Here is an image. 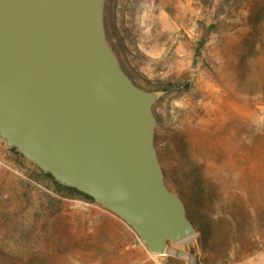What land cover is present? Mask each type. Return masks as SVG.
Instances as JSON below:
<instances>
[{
	"label": "rangeland",
	"instance_id": "1",
	"mask_svg": "<svg viewBox=\"0 0 264 264\" xmlns=\"http://www.w3.org/2000/svg\"><path fill=\"white\" fill-rule=\"evenodd\" d=\"M104 19L123 70L157 95L165 184L193 225L196 190L208 196L217 253L202 252L194 225L181 257L149 254L124 222L0 141V264H264V0H104Z\"/></svg>",
	"mask_w": 264,
	"mask_h": 264
},
{
	"label": "water",
	"instance_id": "2",
	"mask_svg": "<svg viewBox=\"0 0 264 264\" xmlns=\"http://www.w3.org/2000/svg\"><path fill=\"white\" fill-rule=\"evenodd\" d=\"M155 92L107 41L104 0H0V141L124 222L149 254L196 228L164 180Z\"/></svg>",
	"mask_w": 264,
	"mask_h": 264
},
{
	"label": "trees",
	"instance_id": "3",
	"mask_svg": "<svg viewBox=\"0 0 264 264\" xmlns=\"http://www.w3.org/2000/svg\"><path fill=\"white\" fill-rule=\"evenodd\" d=\"M260 17H258L259 19ZM261 20V19H259ZM242 63H245V58H242L241 60V64ZM263 87L260 91H257V93H260V94H264V81L262 83ZM11 152L16 153L15 150L11 149ZM48 178L52 179L49 175H46ZM165 178V176H164ZM56 186L62 188V189H65V190H69L71 195L73 196H82L84 197L86 200L90 201V202H93L94 201L88 197V196H85L83 195L82 193L78 192L77 190L73 189V188H67V187H61L59 184L55 183ZM201 187H199L197 190H196V201L197 203L199 204V212L196 216V218L194 217V225H196V227L198 228V231L200 232V245H201V250L202 252L206 253V254H211V255H214V253H217L216 250L214 249L216 247V242H217V238H219V232H221L220 229L217 228L216 226V222L212 220V216L211 214H206L207 212V208H206V202L209 200L208 196L207 195H204V191L200 189ZM186 211H187V208H186ZM188 213V212H187ZM113 216V215H112ZM187 217L191 219V217L187 214ZM193 219V218H192ZM233 219V217H232ZM225 224H223V228L227 229L228 232H230L231 230V222L228 220V221H225L224 222ZM221 249H222V246H221ZM224 247H223V251H224ZM221 251V250H219Z\"/></svg>",
	"mask_w": 264,
	"mask_h": 264
}]
</instances>
